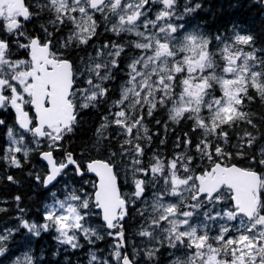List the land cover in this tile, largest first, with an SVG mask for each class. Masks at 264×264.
<instances>
[{"label": "snow or ice", "instance_id": "6c2138e0", "mask_svg": "<svg viewBox=\"0 0 264 264\" xmlns=\"http://www.w3.org/2000/svg\"><path fill=\"white\" fill-rule=\"evenodd\" d=\"M200 7L185 3L181 12L178 0H0V111L14 114L12 125L0 119V160L19 168L17 154L38 150L47 171L35 180L46 189L70 166L75 175L86 168L98 178L90 193L83 186L50 190L42 221L21 215L16 229L0 232V257L20 228L36 237L55 232L72 249L82 246L81 237L94 244L103 239L89 223L96 215L114 243L109 260L92 255L89 264H160L166 249L168 264H264V146L257 148L264 127L245 110L264 102V46L235 24L213 37L177 23ZM43 16L40 31H29ZM101 29L112 35L97 46ZM76 52L85 53L79 63L71 58ZM86 110L100 117L91 147L107 157L82 164L66 151L58 160L54 152ZM151 120L166 130L188 122L190 131L170 155H149ZM236 157L247 166L231 163ZM130 215L131 237L140 238L131 253ZM11 264L34 261L25 254Z\"/></svg>", "mask_w": 264, "mask_h": 264}, {"label": "trees", "instance_id": "16d2710c", "mask_svg": "<svg viewBox=\"0 0 264 264\" xmlns=\"http://www.w3.org/2000/svg\"><path fill=\"white\" fill-rule=\"evenodd\" d=\"M261 1L192 0L193 6L199 3L201 7L191 13V25L214 37L218 31L224 32L227 30L230 32L232 26L235 24L240 26L242 32H251L255 36L257 47L264 46V7ZM46 17L43 16V18ZM101 33L100 37L95 38L97 46H99L100 41L106 42L112 35L111 33L104 35L102 29ZM84 55L85 53L83 52H76L71 58L79 63V57ZM119 83L120 81H116L112 85L113 88ZM249 108L256 114L254 119L257 124L264 127V120L260 119L261 116H264V102L257 99L254 103L247 104L245 110ZM0 119H4L9 125H12L14 114L10 110L6 112L0 111ZM99 119V114L95 110L82 111L80 125L73 134H70L61 142L63 145L62 149L54 152L56 158L58 160L63 159L67 151L71 152L74 158L82 164H85L89 159H105L107 153H102L100 150L91 147L93 132L98 126ZM156 119L166 120V114L158 113ZM148 123L149 127H151V133L153 131L156 132L153 135L152 143L149 145V153L153 145V148L157 151L159 150L161 154L170 155L174 150L177 138L182 137L184 133L190 131L188 122H182L179 125L173 124L167 130L163 124L158 125L155 120H151ZM240 123L242 126H245L243 121ZM5 133L6 129L0 127V147L6 145ZM161 141H164V143H161ZM159 142L161 143L160 148ZM262 146H264V141L257 148ZM44 150L48 149L44 148ZM249 154H251V150H249ZM19 156L21 161V167L19 168L10 166L8 162L0 160V208L6 209L5 211H0V232L6 228L16 229L20 223L17 217L21 215L29 222L42 221L41 212L43 211V206L51 202L50 190L57 191L59 194L70 180L78 187L83 186L88 190H92L89 185L94 183V180L90 174L88 173L89 175L85 174L83 177H80L75 175L73 169H71V172H65L66 174H70L71 179L63 180V177L60 176L54 184L55 187L52 186L50 189H44L43 184L37 183L35 180L36 174H40L43 177L47 171V166L39 160L38 150L33 152L28 158H23L22 154H19ZM231 163H235L241 167L247 166L246 161L239 157L234 158ZM84 170L86 173V168ZM8 175L13 176L15 182L8 181L6 178ZM84 180L89 181L90 184L88 183L89 185L84 186ZM119 183L122 192H126V188L129 190L123 184V181L120 180ZM17 196L20 197L19 201L15 199ZM19 209H24L25 211L21 213ZM129 211L134 215L132 208H129ZM95 221L102 224L100 217L96 218ZM133 223L134 221L130 215L125 222V227L130 237L127 248L129 253H131V248H133L132 243L137 244L136 241L138 239H132L131 237V234L135 232V228L131 227ZM106 231L105 229V232L102 234L103 239L95 240L94 244H89L83 237L80 238L82 246L72 249L67 245L59 244L54 238L55 232H42L39 237H36L28 233L26 229L20 228L6 242L8 252L4 257H0V264H9L15 255L21 253L25 248L30 250V256H32L34 264H89L93 253H97L99 260L103 261L106 260V255L114 243L113 239L106 235ZM111 264H115V261H112ZM160 264L162 263L160 262Z\"/></svg>", "mask_w": 264, "mask_h": 264}, {"label": "rangeland", "instance_id": "374dc122", "mask_svg": "<svg viewBox=\"0 0 264 264\" xmlns=\"http://www.w3.org/2000/svg\"><path fill=\"white\" fill-rule=\"evenodd\" d=\"M191 2L192 4H193V2H192V0H181V3H179V1H178V3L180 4V7H179V9H180V11L181 12H183V7H184V5H185V3H189V2ZM188 16H189V14H188ZM185 17H187V15L186 16H184V18ZM47 18V17H46ZM188 18V17H187ZM183 22H185V23H183ZM177 23H180V24H183L184 25V27H186L185 29L187 30V31H194V30H199L198 28H196V26H194V25H189L188 24V21L187 20H179V21H177ZM186 24V25H185ZM148 126V125H147ZM148 128H149V130H150V132H151V128L148 126ZM34 147V146H33ZM46 148V147H45ZM47 149V148H46ZM159 151V150H158ZM33 152H35V151H33ZM33 152H31L30 153V155H29V157L31 156V154L33 153ZM150 155L152 154V151L149 153ZM163 155V154H162ZM17 156H18V158H20V156H19V154H17ZM23 158H25L24 156H23ZM28 158V157H27ZM70 174H66V175H62V177H63V180L65 179V180H68V179H71V177L69 176ZM120 180L121 181H123V184L124 185H126V183H125V181H124V176H123V172L121 171V176H120ZM85 181V180H84ZM89 183V181H85L84 182V186H86V185H89L88 184ZM67 186L69 187V188H76V189H79V188H81V187H78V186H76L74 183H73V181H71L70 180V182L67 184ZM90 186V185H89ZM91 187V186H90ZM84 189H86V191L87 192H92V190H88L87 188H85L84 187ZM65 190V188L62 190V192L61 193H63V191ZM128 190H127V188H126V192H127ZM50 203V202H49ZM130 208H131V206H130ZM96 210L94 209V212H95ZM134 213V212H133ZM96 218H99V217H97L96 215H93V216H91L90 217V219H89V223H90V225L92 226V227H95V228H97V230L98 231H100V233H101V235L103 234V232H105V229H104V227H102V225L103 224H100V223H97L96 221H95V219ZM6 229H10V228H6ZM6 229H3L1 232H3V231H5ZM55 236H56V233H55ZM82 238V237H81ZM138 238V237H137ZM139 239L140 238H138L137 239V244L139 243ZM132 240V239H131ZM133 242V241H132ZM133 244H135V243H132V245ZM110 251H111V249L109 250V252L107 253V255H106V260H109L110 259ZM133 251V248H131V252ZM30 250H28V248H25L21 253H19V254H17V255H15V257L10 261V263L9 264H11V262L13 261V260H15L17 257H23V255H25V254H28V255H30ZM169 253V252H168ZM168 253H167V259H166V261H168L169 260V256H168ZM92 255H95V256H98V254L97 253H93ZM114 261V260H113ZM111 263H112V261H111ZM141 263H143V261H141Z\"/></svg>", "mask_w": 264, "mask_h": 264}, {"label": "flooded vegetation", "instance_id": "af4514ba", "mask_svg": "<svg viewBox=\"0 0 264 264\" xmlns=\"http://www.w3.org/2000/svg\"><path fill=\"white\" fill-rule=\"evenodd\" d=\"M179 1V3H181V0H178ZM29 2H31V0H29ZM178 3V4H179ZM179 7H180V5H179ZM46 19L47 18H43V17H41V19H40V21H37V20H33L30 24H28V29H29V31H33V32H39L40 31V29H39V27L37 26L38 25V23H40V22H44V21H46ZM187 20L188 21V24L189 25H191V23H192V15H191V13L189 14V16H188V18L187 17H185L183 20ZM21 55H23V53H21ZM148 126H149V123H148ZM151 128V127H150ZM153 134H152V136L153 135H155V131H153L152 132ZM161 147V143L159 142V148ZM151 151H157L155 148H153V145H152V150ZM68 170V171H67ZM65 172H71L72 170H71V168H68ZM85 171V170H84ZM85 174H87V175H89L88 174V172H86ZM81 177V176H80ZM96 182V181H95ZM170 251H172L171 249H166V250H162V255H161V257H160V262L162 263V264H168V261H166V259H167V253L168 252H170ZM141 264H143V263H141Z\"/></svg>", "mask_w": 264, "mask_h": 264}, {"label": "water", "instance_id": "95a60500", "mask_svg": "<svg viewBox=\"0 0 264 264\" xmlns=\"http://www.w3.org/2000/svg\"><path fill=\"white\" fill-rule=\"evenodd\" d=\"M261 3H262V6L264 7V0H262ZM39 160L47 166V163H46L45 161H43V160L40 158V155H39ZM69 168H72V166H70ZM66 170H67V169H66ZM66 170H65V171H66ZM88 173H89V172H88ZM89 174L95 177L94 174H92V173H89ZM95 178H96V180H98L97 177H95ZM57 179H58V178H57ZM96 182H97V181H96ZM53 183L55 184V182H53ZM50 187H52V185H50L49 188H50ZM43 188L46 189L44 186H43ZM100 219H101V222H102V224H103V220H102L101 217H100Z\"/></svg>", "mask_w": 264, "mask_h": 264}, {"label": "bare ground", "instance_id": "6f19581e", "mask_svg": "<svg viewBox=\"0 0 264 264\" xmlns=\"http://www.w3.org/2000/svg\"><path fill=\"white\" fill-rule=\"evenodd\" d=\"M188 2H189V1H188ZM178 5H180V4H178ZM180 9H181V8H180ZM182 20H183V19H182ZM185 20H186V19H185ZM183 23H185V22H183ZM185 25H186V24H185ZM185 28H186V27H185ZM67 171H68V170H67ZM90 176L93 178L94 182L97 181L96 178H95L94 176H92V175H90ZM58 178H59V177H58ZM55 183H56V182H55ZM50 188H51V187H50ZM50 188H48V189H50Z\"/></svg>", "mask_w": 264, "mask_h": 264}]
</instances>
